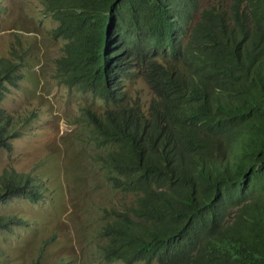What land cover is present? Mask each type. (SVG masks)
I'll return each instance as SVG.
<instances>
[{"label": "trees", "instance_id": "1", "mask_svg": "<svg viewBox=\"0 0 264 264\" xmlns=\"http://www.w3.org/2000/svg\"><path fill=\"white\" fill-rule=\"evenodd\" d=\"M47 5L64 39L57 75L106 102L90 110V137L108 147L98 161L111 186L132 195L103 225V257L264 264V0ZM20 65L0 57V101L22 79ZM138 77L147 100L130 90ZM26 119L0 107L1 146ZM36 181L4 169L0 202H37ZM9 220L0 215V227Z\"/></svg>", "mask_w": 264, "mask_h": 264}, {"label": "rangeland", "instance_id": "2", "mask_svg": "<svg viewBox=\"0 0 264 264\" xmlns=\"http://www.w3.org/2000/svg\"><path fill=\"white\" fill-rule=\"evenodd\" d=\"M56 24L47 0H0V57H15L23 72L0 107L27 118L22 135L10 139V147L0 145V173H30L43 193L37 202H0V215L11 217L9 227H0V264H122L103 257L102 229L113 208L129 204L132 195L111 186L98 161L108 147L98 146L89 130L90 110L107 104L57 75L65 52L64 39L51 31ZM130 90L143 100L151 95L141 77Z\"/></svg>", "mask_w": 264, "mask_h": 264}]
</instances>
